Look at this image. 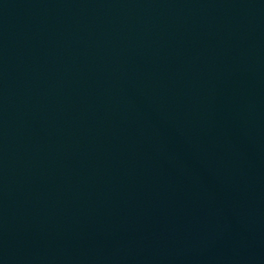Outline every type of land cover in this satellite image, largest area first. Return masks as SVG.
Returning <instances> with one entry per match:
<instances>
[{
  "label": "water",
  "instance_id": "1",
  "mask_svg": "<svg viewBox=\"0 0 264 264\" xmlns=\"http://www.w3.org/2000/svg\"><path fill=\"white\" fill-rule=\"evenodd\" d=\"M0 264H264V0H0Z\"/></svg>",
  "mask_w": 264,
  "mask_h": 264
}]
</instances>
